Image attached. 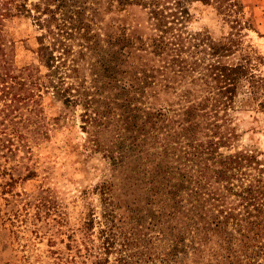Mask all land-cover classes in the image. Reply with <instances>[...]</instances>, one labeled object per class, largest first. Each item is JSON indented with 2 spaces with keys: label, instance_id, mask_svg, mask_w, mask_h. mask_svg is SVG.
Returning a JSON list of instances; mask_svg holds the SVG:
<instances>
[{
  "label": "rangeland",
  "instance_id": "rangeland-1",
  "mask_svg": "<svg viewBox=\"0 0 264 264\" xmlns=\"http://www.w3.org/2000/svg\"><path fill=\"white\" fill-rule=\"evenodd\" d=\"M241 2L245 15L251 18V28L244 31L243 41L260 55L257 69L264 73V0ZM189 12V31L213 39L226 31L212 7L192 3ZM100 17L101 24L117 20L128 24L131 34L147 33L145 14L138 6L129 5ZM3 33L16 67L35 65L40 73L44 72L35 52L39 29L29 16L7 18ZM129 51L121 65L127 74L117 77L122 79L118 82L122 95L116 94L117 89L101 86L102 79L94 83L99 97L109 101L107 109H99L106 113L97 124L84 121L81 101L63 104L48 90L39 100L41 137L28 141V147L16 146L11 153L0 151V264H63L65 255L73 254L76 247L84 252L82 239L88 246L92 240L93 250L99 251L102 236L98 231L111 224L115 238L122 235L126 244L118 250L116 240L108 252H100L102 264H264V223L249 228L246 222L263 219L264 204L259 208L257 203L224 197L217 189L220 185L209 179V170L220 165L213 162L243 152L245 159L253 162L245 178L257 174L264 180V103L260 107L256 101L244 102L245 95L238 94L236 105L225 116L229 139L212 155H189L190 162L185 164H191L192 169L173 160L178 157L169 158L170 154L165 160L161 153L139 159L138 155L148 153L138 152V142L143 148L154 145L144 140L138 129L144 120L141 114L145 113L138 110L140 102L144 108L149 103L155 109L168 104L171 108L180 106L183 102L178 94L189 86V76L166 87L170 85L166 80L169 75L154 71L144 89L146 94H153L155 101L150 96L145 98L146 94L141 97L139 66H157L159 62L134 48ZM87 65V61L81 62L77 75L85 77L84 85L89 87L93 75ZM132 70L136 72L128 73ZM162 137L155 139V145L165 142ZM165 162L169 166L164 171V176L170 178L169 187L173 184L181 190L168 194L164 191L169 187H163L162 192H148L143 179L149 178L154 169H163ZM196 178L215 188L213 199L192 191ZM233 182L238 183L235 179ZM103 183L109 185L114 203L107 208L99 192ZM105 209L110 210L107 218ZM220 215L226 217L221 225L225 229L208 226ZM84 227L90 240L82 238ZM240 250H252L255 255L242 257ZM117 258L122 261L116 263ZM92 259L90 255L76 264H91Z\"/></svg>",
  "mask_w": 264,
  "mask_h": 264
},
{
  "label": "trees",
  "instance_id": "trees-1",
  "mask_svg": "<svg viewBox=\"0 0 264 264\" xmlns=\"http://www.w3.org/2000/svg\"><path fill=\"white\" fill-rule=\"evenodd\" d=\"M192 3L212 7L226 31L217 39L199 31H189L186 21ZM129 5L138 6L144 12L147 33L131 34L128 24L117 20L101 24L102 14L119 12ZM14 15L29 16L39 29L35 52L38 65L44 68L43 73L35 65H14L3 33L7 18ZM250 28L251 18L245 15L241 0H0V151L11 153L16 146L28 147V141L41 137L39 100L48 90L63 104L81 101L84 121L97 124L106 113L99 109H107L109 101L99 97L94 83L102 79L101 86L117 89L116 94L122 95L123 90L118 88L122 79L117 77L127 74L121 65L130 55L129 49L134 48L159 62L157 66H139V96L144 97L147 93L144 84L154 71L169 75L166 79L169 83H179L185 75L189 76V86L178 94V100L183 102L180 106L171 108L167 103V107L155 109L149 103L145 109L144 103L140 102L142 106L138 110L145 113L141 114L144 120L138 129L142 131L143 139L154 145L143 148L144 145L138 142V152L147 150L148 153H142L138 158L161 153L165 160L170 154L169 158L178 157L173 160L192 169L191 164H185L190 162L189 155L195 152L212 155L218 145L229 139L224 128L225 116L228 109L236 105L238 94L245 95L244 102L256 101L260 107L264 103V73L257 69L261 57L243 41L244 31ZM83 61H87L88 72L93 75L89 80L93 85L89 87L94 91L84 85L85 77L77 75ZM165 86L173 87L171 83ZM147 96L155 101L152 93L146 94L145 98ZM160 135L165 142L155 145V139ZM181 160L184 162H179ZM213 163L220 165L209 170V179L220 185L217 189L224 197L233 196L238 201L257 203L259 208L263 206L264 180L257 174L245 178L246 170L253 162L250 164L243 152L226 155ZM166 167L169 166L165 162L163 169H154L149 178H142L148 192H162L163 187H169L170 178L164 176L167 175L164 174ZM234 179L238 183H234ZM193 182L192 191L201 192L207 200L214 198L215 188L201 184L198 178ZM178 188L172 184L164 192H179L181 188ZM99 192L106 208L114 204L108 184H101ZM105 210L107 218L110 210ZM218 217L208 226L221 231V227L226 228L221 225L227 220L225 215ZM246 222L250 228L264 223V218ZM112 226L98 231L102 236L99 251L93 250L92 240L88 246L82 239L84 252L76 247L73 254L65 255L63 264H76L90 255L93 256L91 264H102L100 252H108L117 240ZM84 229L82 238L90 240L87 227ZM125 242L121 235L117 240L118 250ZM240 251L242 257L255 255L252 250ZM119 261L122 258L116 259V263Z\"/></svg>",
  "mask_w": 264,
  "mask_h": 264
}]
</instances>
